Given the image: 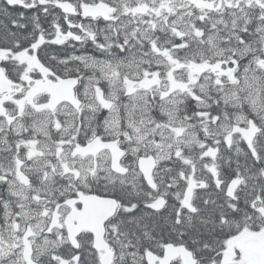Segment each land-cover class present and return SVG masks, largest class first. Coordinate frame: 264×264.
Here are the masks:
<instances>
[{
    "label": "snow or ice",
    "instance_id": "6c2138e0",
    "mask_svg": "<svg viewBox=\"0 0 264 264\" xmlns=\"http://www.w3.org/2000/svg\"><path fill=\"white\" fill-rule=\"evenodd\" d=\"M0 264H264V0H0Z\"/></svg>",
    "mask_w": 264,
    "mask_h": 264
}]
</instances>
